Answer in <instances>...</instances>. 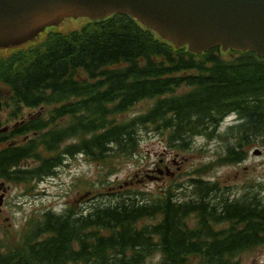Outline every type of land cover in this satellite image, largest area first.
I'll return each instance as SVG.
<instances>
[{
    "label": "trees",
    "instance_id": "obj_1",
    "mask_svg": "<svg viewBox=\"0 0 264 264\" xmlns=\"http://www.w3.org/2000/svg\"><path fill=\"white\" fill-rule=\"evenodd\" d=\"M145 99H155L146 114L117 119ZM38 107L47 115L0 132V179L27 183L52 175L62 153L94 161L130 155L140 125L167 131L173 145L185 148L196 135L214 134L230 112L240 122L227 131L234 143L224 160L238 162L246 158L243 147L264 146V57L176 48L131 16L115 14L0 55V113L7 109L9 119H18L24 108ZM30 133L36 136L8 143ZM29 159L38 164L22 168ZM192 186L187 200L131 194L86 213L47 211L21 243L7 250L0 244V264H238L236 255L264 244V200L252 194L228 201L202 179ZM190 216L198 227L187 226ZM222 222L229 225L217 232L210 224Z\"/></svg>",
    "mask_w": 264,
    "mask_h": 264
},
{
    "label": "rangeland",
    "instance_id": "obj_2",
    "mask_svg": "<svg viewBox=\"0 0 264 264\" xmlns=\"http://www.w3.org/2000/svg\"><path fill=\"white\" fill-rule=\"evenodd\" d=\"M82 21H88L82 18ZM79 26L71 30L79 29ZM50 30L69 32L58 25ZM151 101L137 103L126 117L144 113ZM43 109H26L25 117L42 112ZM4 124L6 115L1 117ZM234 115L224 118L218 132L211 138L198 136L186 149L168 144L165 131L141 127L138 145L134 154L126 157H110L107 162L89 160L84 154H63L62 164L56 173L29 183L3 182L4 200L0 211V240L6 245L18 243L29 223L41 217L47 210L61 213L69 208L85 212L93 206L111 204L127 197V193L143 191V198H156L172 190L177 197L192 196L191 179L203 176L216 183L224 197L239 198L256 190L264 200V147L253 143L246 147L245 160L221 163L216 160L227 152L228 143H233L224 134L235 123ZM5 125V126H6ZM31 136H29L30 138ZM68 142L61 145L63 148ZM259 150L258 154L254 150ZM215 161L214 164L211 162ZM27 165L34 166L29 161ZM221 201L220 196L214 197ZM226 225V224H223ZM240 264H264V245L257 246L238 256Z\"/></svg>",
    "mask_w": 264,
    "mask_h": 264
},
{
    "label": "water",
    "instance_id": "obj_3",
    "mask_svg": "<svg viewBox=\"0 0 264 264\" xmlns=\"http://www.w3.org/2000/svg\"><path fill=\"white\" fill-rule=\"evenodd\" d=\"M47 8L62 9L25 17ZM64 8L89 14L128 12L164 37L188 43L196 51L221 44L264 56V0H0V18L24 19L0 22V42L13 41L0 49L26 44L37 29L36 35L46 31L44 37L52 25L71 30L86 24L79 17L82 12H65Z\"/></svg>",
    "mask_w": 264,
    "mask_h": 264
}]
</instances>
